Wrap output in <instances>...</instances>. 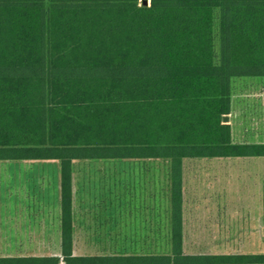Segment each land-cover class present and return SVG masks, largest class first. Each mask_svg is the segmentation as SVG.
I'll list each match as a JSON object with an SVG mask.
<instances>
[{
	"label": "trees",
	"instance_id": "1",
	"mask_svg": "<svg viewBox=\"0 0 264 264\" xmlns=\"http://www.w3.org/2000/svg\"><path fill=\"white\" fill-rule=\"evenodd\" d=\"M264 77V0H0V159H60L62 253L0 264H264L187 253V158L264 156L236 141L233 81ZM164 158L162 253L79 254L74 162Z\"/></svg>",
	"mask_w": 264,
	"mask_h": 264
},
{
	"label": "crops",
	"instance_id": "2",
	"mask_svg": "<svg viewBox=\"0 0 264 264\" xmlns=\"http://www.w3.org/2000/svg\"><path fill=\"white\" fill-rule=\"evenodd\" d=\"M208 159L188 160L201 164L202 161L210 162ZM0 160H27L28 164H36L32 168L35 169L34 178L21 176V169L17 168L15 180L12 178V182L0 184V257L61 255V160ZM164 160L78 159L74 162V239L77 252L96 254L99 249L94 245L98 241L109 244L108 250H100L98 254L163 252L164 240L171 238L172 222L169 171L166 174L169 182L165 185ZM200 164H196L195 169ZM108 165L111 168L108 169ZM190 171L193 174L188 178L191 182L184 185V234L188 224L189 246L196 248V241L202 247L203 232H209V226L203 222L207 213L202 209L211 207L218 199L214 200L209 193L210 182L199 177L197 170ZM224 191L229 192L228 189ZM217 202H221L225 209V220L219 224L220 243L237 239L264 241V196L257 202L263 208L257 214V223L246 217L242 221L230 222L227 209L236 202L220 198Z\"/></svg>",
	"mask_w": 264,
	"mask_h": 264
},
{
	"label": "rangeland",
	"instance_id": "3",
	"mask_svg": "<svg viewBox=\"0 0 264 264\" xmlns=\"http://www.w3.org/2000/svg\"><path fill=\"white\" fill-rule=\"evenodd\" d=\"M148 1L150 3L151 0ZM232 98L233 111L228 121H231L234 126V139L236 141L264 142V77L235 78L233 81ZM188 159H185V183L189 184L191 182L189 179L193 174L190 170H197L199 177H205L203 180L210 182L209 193L214 200H219L220 198L236 202L232 207L227 209L230 222L242 221L246 217L250 222L257 223L256 220L259 218L257 214L263 210L257 202L262 200L264 196V156L214 157L208 159L210 162L202 161L201 164ZM221 161H224L222 165H220ZM28 163L27 160H0V184L10 183L12 182V178L15 180L17 168L21 169V176H26L30 179L34 178L35 169L32 168L36 164L32 165ZM204 163L208 164L204 167ZM196 164H200V166L195 169ZM169 165V161L164 160L165 185L169 182L166 175ZM109 168H111L110 165H108ZM128 172L131 173L130 170ZM223 189H228L229 192L225 193ZM217 201L211 207L202 209L207 213V220L204 219L203 222L209 226V232L206 234L203 232L202 234L205 237L201 241L202 247H200L199 241H196V248L189 246L188 224L185 225V251L193 254L264 253L263 240L239 241L237 239L229 242L222 241L220 243L218 234L219 224L225 220V209L221 207V202ZM108 245L107 241H98L94 245V248L99 249L98 253L100 250H108ZM79 250H82V248ZM53 252H55V249H53ZM77 253L81 254V252Z\"/></svg>",
	"mask_w": 264,
	"mask_h": 264
},
{
	"label": "water",
	"instance_id": "4",
	"mask_svg": "<svg viewBox=\"0 0 264 264\" xmlns=\"http://www.w3.org/2000/svg\"><path fill=\"white\" fill-rule=\"evenodd\" d=\"M145 3L147 4V3H149V1L145 0ZM228 120H229V116H225V121H228Z\"/></svg>",
	"mask_w": 264,
	"mask_h": 264
}]
</instances>
